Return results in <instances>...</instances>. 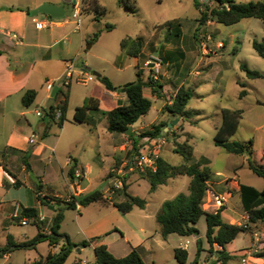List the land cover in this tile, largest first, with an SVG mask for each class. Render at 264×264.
<instances>
[{"label":"rangeland","instance_id":"obj_1","mask_svg":"<svg viewBox=\"0 0 264 264\" xmlns=\"http://www.w3.org/2000/svg\"><path fill=\"white\" fill-rule=\"evenodd\" d=\"M200 1L210 8L216 5L214 0ZM235 1L248 2L251 0ZM100 2L107 9L101 19L91 23L90 17L86 15L81 29L77 30L73 29L71 21L66 23V29L70 33L69 37L61 42L67 46V51L63 56L73 60L76 71L89 67L87 71L91 74L97 71L108 76L115 83L128 81L135 78V68L122 65L121 62L125 57L122 53L121 40L128 39L127 49L132 46L140 48L142 40H153V49L149 50H156V53L164 59L158 81H162L165 89L170 92L180 82L190 87L193 96L188 101L186 109L193 113L189 118L180 116L174 118L170 112L164 111V105L170 96L160 98L149 93L147 96L151 98V108L134 125L136 127L147 125L139 129L140 131L150 128L153 123L168 122L166 130L164 128L165 133L160 135L164 139V143L160 146L162 155L174 164L184 162L183 157L174 152L173 140L174 138L181 142L188 140L194 151V158L190 163L204 158L205 164L212 172L209 181L211 191L207 193L203 207L208 211H214L219 205L218 198H222L227 206L222 213L224 221L233 220L234 223L239 221L241 225L248 223V218H242L244 210L238 182L261 188L264 180L248 167L247 158L249 156L245 159L242 155L229 153L224 148L215 145L214 134L216 127L221 123L222 108L242 109L243 113L237 131L231 139L242 142L252 141V161L259 159V152L264 149V58L254 50L251 44L253 39L264 42L262 21L249 17L226 25L210 16L203 24H199L197 19L200 18V12L195 8L194 0H131L135 5L134 13L127 11L124 6H119L116 0H100ZM74 4L80 6L81 0H70V3H65L64 15L55 20L72 19ZM106 23L112 24L113 29L104 32L101 38L88 48L87 44L91 43L88 38H92V33L100 29L106 31L104 29ZM80 33L85 36L83 42L80 41ZM47 63L51 65L53 73H59L62 70L63 58L60 56L53 62ZM241 63L258 70L263 77H247L240 68ZM63 74L64 71L60 77ZM59 78L49 80L54 82V86H58L59 89L55 95V103L61 99L62 91L68 88L61 80H57ZM97 81L94 75L91 76L86 86L73 81L70 85L68 107L62 124H59L60 120H57V123L52 125L50 137L36 142L45 147L43 152L45 164L49 163L54 156L51 147L55 134L60 136L56 143V159L59 162L63 163L67 151L73 155L80 151L89 175V181L80 179L81 185H88L86 189L89 192L97 189L104 190L110 181L106 173L111 162L112 168L119 167L130 151L128 140L121 151L113 146L112 133L106 128L107 120L104 116L95 115L97 117L95 124L77 123L73 120L75 106L81 104L84 92H94L93 85ZM47 82L44 83L45 87ZM239 82L244 84L243 89L246 91L242 97L239 96L242 88ZM47 100L48 97H44L37 108L39 110L45 108ZM105 106L103 108H106ZM167 130L169 131L166 133ZM19 161L24 164L20 158ZM27 161L33 164L34 160L28 158ZM36 166H38L37 161H34L33 169L31 165L30 170L25 166V169L29 170L28 177L32 181H37L38 177L35 174H42V170L46 169L44 166L40 171V168ZM2 170L12 172L7 167V160L4 158H0V174ZM67 177L69 181H73L68 175ZM188 183V176L178 175L150 192V184L146 179L135 183L131 178L130 192L146 199L147 203L144 208L134 207L130 212H120V217H117L115 212H110L111 208L99 213L93 205L85 210L82 219L89 221L102 213L106 214L104 219L106 225L111 226L110 228L115 225L117 229L126 232L133 246L143 255L146 264H180L174 256L176 247L187 249L188 259L185 264L192 262L197 251V237L201 240L202 248L199 264H214L216 249L219 248L217 246L210 248L206 241L205 216H201L196 223L199 230L196 238L180 236L176 233L164 238L155 219V214L164 200L172 199L179 193H188ZM10 189L15 194L24 193L27 204L35 203L34 191L28 184H22L20 187L12 186ZM119 191H114L110 200H123V196L118 195ZM66 198L70 199L66 195L59 199L65 200ZM15 202L25 204L19 200ZM64 210H67L66 222L75 228L74 209ZM9 227V232L16 239H21L24 234H29V230L34 229L33 225H21L16 221H12ZM246 231L240 232L233 241L227 244L229 250L236 249L230 254L233 257L230 264H238L242 257L248 258V264H264V255L261 256L264 254V223H249ZM254 231L258 233L257 240L252 234ZM5 235L6 232L2 230V224H0V244L5 241ZM76 248L69 252L64 264H91L94 261L95 255L92 248L89 246H83L80 250ZM44 250V246H41L40 252L43 253ZM24 253L26 252L16 251L13 259L16 257L15 260L18 262V258ZM261 258L263 260H260Z\"/></svg>","mask_w":264,"mask_h":264},{"label":"trees","instance_id":"obj_2","mask_svg":"<svg viewBox=\"0 0 264 264\" xmlns=\"http://www.w3.org/2000/svg\"><path fill=\"white\" fill-rule=\"evenodd\" d=\"M216 5L212 8L208 7L206 3L200 0H194L195 8L200 12V18L197 19L199 24H203L208 20L210 16L214 17L216 21L230 25L239 22L243 18L254 17L262 21L264 25V0H251L248 2H236L235 0H214ZM82 3V14H91L95 20L101 19L106 13V7L99 0H81ZM119 6H124L127 11L132 13L135 12V5L132 4L131 0H117ZM12 9V7H9ZM27 13L29 9H25ZM113 25L106 23L104 29L110 31L113 29ZM101 29L94 32L92 41L98 39L101 34ZM126 38L121 40V47L127 46ZM252 47L254 50L264 58V42L257 39H253ZM134 47H130L129 54L135 55L132 51ZM164 60V59H162ZM240 68L245 72L249 78H261L262 73L258 70L249 68L245 63L240 64ZM107 90H118L121 88L125 89L126 102L120 104L112 109L103 110L99 107V101L93 96H86L83 99L81 105L76 106L74 110L73 120L77 123H91L95 124V115L100 114L107 119V129L113 134H125L131 138V148L127 156L138 150V142L145 136L158 137L163 134L164 128L168 125L166 121H160L153 123L150 128H145L139 133H135L133 130L128 134V129L131 127L142 115L146 114L151 108L152 101L146 97L143 93L145 87H150L151 93L156 97H165L163 93V85L159 81L151 79L150 73L146 79L143 78L140 70L136 71V77L133 80L127 81L122 85H115L109 77L101 75L96 77ZM241 88L239 96L242 97L246 94L243 89L244 84L239 82ZM62 91V97L58 103L57 108L60 109L61 114L58 119L59 124L65 119V112L68 105V90ZM59 89L57 88V91ZM56 91V94H57ZM55 94V95H56ZM36 95L35 90H27L23 97V105H30ZM193 96V91L190 87L181 85L175 94L170 95V99L164 105V111H168L176 117H191L193 113L191 110L186 109L188 101ZM55 106H51L50 112L45 111V116H48L54 120L53 110ZM243 110L242 109H231L222 108L221 110V123L216 127L214 134V144L224 148L229 153L249 156L247 158L248 167L256 175L260 176L264 180V149L259 154V159L251 160L252 156V141L247 142L232 140L231 137L237 131L239 121L241 119ZM169 130L166 131V133ZM165 133V132H164ZM173 150L175 153L180 154L184 162L174 164L163 156H159L157 161V170L155 172L141 173L142 177L147 179L150 184L149 191L153 192L156 188L162 184H166L170 178L178 175H186L189 177L188 193H179L172 199L164 200L156 215L155 219L160 226V233L165 238L167 235L176 233L180 236H198L199 230L196 223L201 216H205L206 220V231L205 237L210 248L217 245L220 248L216 249V257L214 264H230L232 256L228 253L226 245L231 242L240 232L247 230V226L250 223L262 222L264 223V184L261 189L256 188L252 185L245 183L239 184V193L241 197V203L243 210L248 215V223L236 224L229 223L223 220L222 213L226 209L224 202L220 203L214 211H208L203 207L204 199L209 192V181L212 177V172L205 159L202 158L200 161L190 163L194 158L193 146L188 140L177 141L176 138L173 140ZM17 152L18 150L12 149ZM27 153V152H26ZM4 151L2 152V156ZM28 155L25 156L23 162L25 166L30 169V163L27 161ZM77 168L82 171L83 168L78 166L76 161H72L67 171V174L71 180L75 179L74 172ZM14 178L12 185L14 187H20L23 182L16 176V174L9 172ZM109 177V174L108 176ZM128 185L124 182L123 188L120 189L118 195L123 196L121 201L110 202L122 213L130 212L134 207L144 208L147 201L138 195H133L127 190ZM40 185L36 188L35 192H38ZM36 198L41 202L43 206L47 205V201L50 203L61 204L56 207L53 203L54 210L51 217V223L48 231L45 230V223L36 219L39 214L38 208L34 206L20 205V217L26 216L27 218H33L31 223L38 229L37 234L30 240L16 243L10 234L7 235V242L4 247L0 249L5 252L6 249L15 245L16 248H29L35 246L39 241H47L50 246H56L61 244L57 252H49L46 256L41 257L38 261L33 264H64L69 252L80 245L88 246L89 243L94 240H82L80 243L71 241L70 237L60 231L61 222L64 217V209L72 208L76 209L77 205L87 206L92 202H106L107 198L101 190H93L91 192L79 193L71 195L70 199L61 200L57 196H48L37 193ZM19 217V218H20ZM19 218L17 220H19ZM64 234L67 237V244L59 235ZM197 251L194 259L188 264H199V257L201 248V240L199 237L196 239ZM69 246L67 249L66 247ZM95 259L91 264H146L143 259V255L139 252L136 247H133L130 252L124 256H115L111 253L107 246L103 243L96 244L93 248ZM264 254H261V256ZM174 256L180 264H185L188 259V251L182 247H176L174 249Z\"/></svg>","mask_w":264,"mask_h":264},{"label":"crops","instance_id":"obj_3","mask_svg":"<svg viewBox=\"0 0 264 264\" xmlns=\"http://www.w3.org/2000/svg\"><path fill=\"white\" fill-rule=\"evenodd\" d=\"M44 3L62 6L65 13V3H70V1L0 0V158H4L5 160H7V167L14 174H16V176L23 182V184H28L31 187V189L34 191L35 196V203L33 205L27 204L25 194L22 192H20L19 194L13 193L10 189L13 186L12 182H10L6 177H3V174H0V224H2V230L6 232L5 241L0 244V248L6 245L8 234L12 236V239L16 243H19L22 241L30 240L38 232L37 227L31 222L25 225H33L34 229L29 230V234H24V237H22L21 239H16L15 236L11 234V232H9V226L11 225L12 221H16L18 224H21L20 221L14 220L12 218V213L14 211L15 205L19 204L15 202L16 200L23 201L25 203L24 206H34L38 208L39 214L51 218L52 214L54 213V207L61 206V204L55 203L54 201L49 203L47 201V205L43 206L41 202L36 198L37 193L41 196L48 195L57 196L60 198L66 195L71 198V195L73 194L89 192L86 189L88 185H81V180L84 179L89 181V175L87 166L86 164H84V160L82 158V155L80 154V151L74 155L67 151V155L65 156V160L63 161V163L59 162L56 159V143H58L60 136L55 134L53 146L51 147L54 156L49 160V163L45 164V156H43L45 147H42V145H38L36 143L30 144L28 141L29 135L31 133L36 134L37 141H42L45 138L48 139L50 137V134H52L53 123H57V120H53L52 118L45 116V114L43 116L37 115L36 110H38L37 106L41 104L42 99L44 97H49L50 94V91L47 89V87L44 86V83L51 79L59 78L65 69L66 61L69 60L66 59V56H63L67 51V46L61 44L64 39L69 37L70 33V31L66 29V23L71 21L73 23V29H76L75 23L72 19L58 21L55 20V18L57 17L51 16L49 14L38 13L36 15H30V13H27L25 10L29 9L31 11L32 9H35L36 7ZM9 7H12V9H9ZM84 16L86 15H82V24L84 21ZM88 16L90 17L91 23L94 22V17L91 14H89ZM46 21L51 22V24L49 26L40 25L41 22L43 23ZM44 29H47V31H44ZM104 32L108 31L102 30L98 39L101 38ZM93 34L94 32L92 33V35ZM84 39V34L80 33V41L83 42ZM90 39L91 38H88V41L91 42V45L98 40L97 39L95 41H92ZM153 43L154 42L151 39L142 40L140 48L137 47L132 49V51L136 53L135 55L129 54V49H127L126 47L122 48V53L124 54L125 58L121 63L122 65H124V67H134L135 77L137 70H140L142 72V76L144 79L148 77L150 71L145 66V62L152 53L157 52L156 50H149L153 49ZM60 56L63 58L62 70L59 73H53L51 65L47 62H53V60L57 59ZM38 63H40V65H38ZM85 69L89 70V67H86ZM125 82L127 81L113 83L115 85H122ZM159 82L162 85L164 84L162 81ZM82 85L86 86L88 85V83ZM181 85L182 82L178 83L171 92L167 91V89H165V86H163V93L168 96H170V94L173 95ZM29 89L35 90L36 95L32 103L26 106L22 103V97L24 93ZM93 89L94 92H84L81 104L86 96H93L97 98L99 101V107L103 110L112 109L126 102L125 91L123 92L119 89L115 91L107 90L99 80L94 83ZM68 91H70V87ZM143 93L146 97H148L147 95L149 93L152 96H155L151 93L150 87H145L143 89ZM149 99L151 100V98ZM104 105H106V108H103ZM95 119L97 120L96 116ZM146 126L147 125L136 127L133 124L131 126V131L133 130L135 133H139L141 131H139V129ZM126 140L130 142L129 147L131 148V138L127 137V135L125 134L112 133V144L116 149H118V151H121L124 148V145L127 143ZM140 142L141 139L139 140L138 144H140ZM12 149H16L18 151L14 152L12 151ZM3 151L4 155L2 156ZM26 155H28L27 159L29 158V160L33 159L34 161H37L38 166L36 167L40 168V171L42 167L46 166V169L43 168L44 170H42V174H35V176L38 177L36 179L39 182H37L36 180L32 181L28 177L30 169L26 170L25 165L23 163H20L19 161L20 158V160L23 162V159ZM159 156H163L161 151L159 153ZM242 156H244L245 159L247 158L245 154H243ZM68 160H70L69 163L67 162ZM34 161L33 164H30L32 169L34 166ZM72 161H76L77 165L82 167L84 170L83 176L80 178L81 180L79 179L80 181H78L77 179L69 181L67 177V171ZM87 165L90 166V164L88 163ZM113 168L111 162L106 173V177L109 174L108 178L110 179V181L105 189L101 190L104 193V196L107 198V201L92 202L87 206L77 205V208L74 209L75 214L73 219L75 228L71 227L66 222L67 210H64V217L61 222L60 231L66 233L70 237L71 241L76 243H80L85 239H94L88 245L90 248L93 249L96 244L103 243L107 246L108 250L111 253H113L115 256L120 257L128 254L134 247L128 234L126 232H123L121 229H117L115 225H112L113 228H110L111 226H107L104 221V219L106 218V214L104 213L89 221H83L82 219L85 210L93 205L96 206V208L99 210V213L104 209L111 208L110 212H115V214H117V217H120V211L110 202L111 194L114 193V191L111 190V186L113 183ZM131 178H133L135 183H139L141 179H145L142 177L140 172L128 173L126 176V183L128 185L127 190L129 193H131ZM39 185L40 189L38 190V192H35L36 188ZM209 191H211V189ZM107 192L109 195L107 194ZM67 199L68 198H66V200ZM53 203H55V206L53 205ZM243 217L248 218V215L245 211L244 215H242V218ZM234 222L235 221L232 220L229 223ZM236 224H240V222L236 221ZM252 234L257 240L258 233L254 231ZM168 236L169 235H167V237ZM60 245L61 244L50 246L47 241L38 242L35 244V246H30L28 249L16 248L15 245H11L6 249L5 252L2 251L0 253V264H33L41 257L46 256L49 252H57L60 248ZM41 246H44L45 249L43 253L40 252ZM217 247L220 248L219 246ZM81 248L82 246L79 247V250ZM226 249L229 254L236 251V249L229 250L227 248V245ZM16 251L26 252L18 258V262L15 260L16 257L13 259ZM260 260L263 259L261 258Z\"/></svg>","mask_w":264,"mask_h":264},{"label":"built area","instance_id":"obj_4","mask_svg":"<svg viewBox=\"0 0 264 264\" xmlns=\"http://www.w3.org/2000/svg\"><path fill=\"white\" fill-rule=\"evenodd\" d=\"M82 3L80 6L74 4V8L71 14V18L75 23V28L80 29L82 25ZM51 22H41L40 25L49 26ZM163 60L162 58L155 52L150 55V57L146 60L145 66L150 71L151 79L154 81H158L160 70L162 67ZM91 74L85 68L76 71L75 65L72 59L66 61L64 74L57 80H61L63 85L70 86L74 81L79 84H87L91 80ZM56 86V85H55ZM46 87L49 91L54 87V82L48 81L46 83ZM58 88V86H57ZM58 103V102H57ZM55 106L53 110V117L55 120H58L61 114L59 108H57L56 103L52 104ZM46 109L42 108L41 110H36L37 115L43 116L45 114ZM28 141L30 144H34L37 141V136L35 133H31L29 135ZM164 143V139L161 136L158 137H150L145 136L141 138L140 144H138V150L133 152L131 156L124 159L119 167L112 169V178L113 183L111 186L112 191L120 190L123 188L124 182L126 181V176L130 172H155L157 170V161L160 153V146ZM70 160L67 162L69 163ZM84 171L80 168H77L74 172L75 179H80L83 176ZM2 174L10 181L14 182V178L7 172L2 170ZM219 204L224 202L222 198H218ZM219 206V205H218ZM20 217V205L16 204L14 211L12 213V218L17 220ZM36 219L43 221L45 223V229H49L51 218L46 217L45 215L38 214ZM33 218H27L26 216H22L19 218L21 224L25 225L31 222ZM186 247V245H185ZM249 260L247 257H242L238 264H248Z\"/></svg>","mask_w":264,"mask_h":264},{"label":"water","instance_id":"obj_5","mask_svg":"<svg viewBox=\"0 0 264 264\" xmlns=\"http://www.w3.org/2000/svg\"><path fill=\"white\" fill-rule=\"evenodd\" d=\"M66 1H70V0H66ZM30 15H36L38 13H46V14H49L51 16H54V17H61L64 15V10H63V7L62 6H59V5H52V4H41L39 5L38 7H36L35 9H32L30 12ZM91 46V43L87 44V47L89 48ZM93 75L95 77H100L101 76V73L97 72V71H93ZM121 91H125L124 88H121L119 89ZM56 91H57V86H54L52 88V90L50 91V94H49V97H48V100H47V103H46V106H45V109L47 112H50L51 110V106L52 104L54 103L55 101V94H56ZM171 126V125H169ZM131 132V127H129L128 129V134ZM59 237L61 239L64 240V243L67 244L68 240H67V237L66 235L64 234H61L59 235ZM83 247V245H81ZM69 246L66 247V249L68 248ZM76 250H79V247L76 248ZM2 252V250L0 249V253Z\"/></svg>","mask_w":264,"mask_h":264}]
</instances>
